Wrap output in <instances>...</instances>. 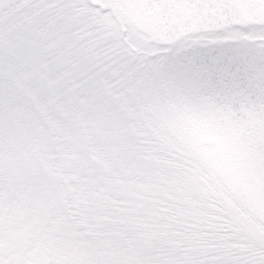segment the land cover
<instances>
[{"label": "snow or ice", "instance_id": "6c2138e0", "mask_svg": "<svg viewBox=\"0 0 264 264\" xmlns=\"http://www.w3.org/2000/svg\"><path fill=\"white\" fill-rule=\"evenodd\" d=\"M0 264H264V0H0Z\"/></svg>", "mask_w": 264, "mask_h": 264}]
</instances>
